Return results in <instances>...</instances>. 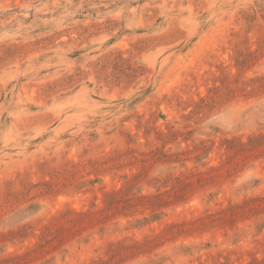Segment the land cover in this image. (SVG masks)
I'll use <instances>...</instances> for the list:
<instances>
[{
	"label": "rangeland",
	"instance_id": "1",
	"mask_svg": "<svg viewBox=\"0 0 264 264\" xmlns=\"http://www.w3.org/2000/svg\"><path fill=\"white\" fill-rule=\"evenodd\" d=\"M0 264H264V0H0Z\"/></svg>",
	"mask_w": 264,
	"mask_h": 264
}]
</instances>
